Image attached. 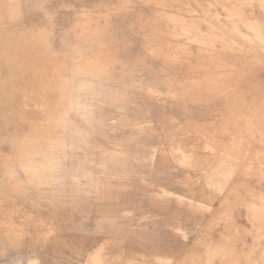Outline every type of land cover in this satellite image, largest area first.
I'll list each match as a JSON object with an SVG mask.
<instances>
[{
	"label": "rangeland",
	"instance_id": "rangeland-1",
	"mask_svg": "<svg viewBox=\"0 0 264 264\" xmlns=\"http://www.w3.org/2000/svg\"><path fill=\"white\" fill-rule=\"evenodd\" d=\"M263 37L264 0H0V264H264Z\"/></svg>",
	"mask_w": 264,
	"mask_h": 264
},
{
	"label": "clouds",
	"instance_id": "clouds-1",
	"mask_svg": "<svg viewBox=\"0 0 264 264\" xmlns=\"http://www.w3.org/2000/svg\"><path fill=\"white\" fill-rule=\"evenodd\" d=\"M96 85L90 82H81L69 102V111L75 112L85 123L94 116V98Z\"/></svg>",
	"mask_w": 264,
	"mask_h": 264
},
{
	"label": "bare ground",
	"instance_id": "bare-ground-1",
	"mask_svg": "<svg viewBox=\"0 0 264 264\" xmlns=\"http://www.w3.org/2000/svg\"><path fill=\"white\" fill-rule=\"evenodd\" d=\"M199 1V0H198ZM200 6V5H199ZM196 12V11H195ZM194 13V12H193ZM197 13V12H196ZM199 13V12H198ZM46 14V13H45ZM177 14H178V12H177ZM178 17V16H177ZM184 18V17H183ZM188 18V17H187ZM208 18V17H207ZM193 19V18H192ZM203 20H205L204 18H202ZM209 19V18H208ZM219 19V18H218ZM188 20V19H187ZM194 20V19H193ZM192 20V21H193ZM210 21V20H209ZM212 21V20H211ZM212 22H214V21H212ZM145 23H146V21H145ZM193 23V22H192ZM190 24V23H189ZM195 24V23H194ZM213 24V26L215 25L214 23H212ZM211 24V25H212ZM149 26V25H148ZM245 27V26H244ZM209 28V27H208ZM223 28V27H222ZM221 28V29H222ZM248 28V27H247ZM219 29H220V27H219ZM220 29V30H221ZM254 29V28H253ZM27 30V29H26ZM223 30H225L224 28H223ZM251 30V29H250ZM227 31V30H226ZM228 31H230V30H228ZM227 31V32H228ZM232 31V30H231ZM144 32V31H143ZM252 32H255V31H252ZM223 33V32H222ZM226 33V32H225ZM229 33V32H228ZM227 33V34H228ZM257 32H255V34H256ZM196 33H194V35H195ZM197 35V34H196ZM223 35V34H222ZM232 35V34H231ZM241 34L239 33V36H240ZM247 35V34H246ZM259 34H257L256 35V37L258 36ZM238 36V35H237ZM238 36V37H239ZM248 36V35H247ZM232 37V36H231ZM234 37V36H233ZM232 37V38H233ZM241 38H243V37H241ZM245 38H246V36H245ZM259 38V37H258ZM258 38H257V40H258ZM264 38V37H263ZM262 38V39H263ZM233 39H235L236 40V38L234 37ZM232 39V40H233ZM247 39H249V38H247ZM260 39V38H259ZM222 40V39H221ZM220 40V41H221ZM261 40V39H260ZM237 41V40H236ZM236 41H235V43H236ZM239 42L241 41V40H238ZM237 41V42H238ZM254 41V40H253ZM233 42V41H232ZM244 42V41H243ZM252 42V41H251ZM259 42V41H258ZM262 42H264V40H262ZM227 44H229V43H227ZM238 45V44H237ZM239 45H240V43H239ZM244 45H245V43H244ZM233 46V45H232ZM227 47V46H226ZM229 47V46H228ZM246 47V46H245ZM249 47V46H248ZM232 48V47H231ZM236 48V47H235ZM249 48H251V47H249ZM234 49V48H233ZM238 49H239V47H238ZM252 49V48H251ZM237 51V50H236ZM248 51V50H247ZM230 52V51H229ZM238 52V51H237ZM240 52V51H239ZM253 53V52H252ZM250 54V53H249ZM250 55H252V54H250ZM256 55H257V53H256ZM232 56V55H231ZM258 56V55H257ZM257 56H255V57H257ZM259 56H261V55H259ZM258 56V57H259ZM234 58V57H233ZM167 59V58H166ZM256 59V58H255ZM257 60H258V58H257ZM261 60V58L258 60V61H260ZM89 61V60H88ZM228 61V60H227ZM83 63V62H82ZM82 64L80 63V65H78V66H76V68H75V70H74V77H77V78H79V80H78V85L81 83V82H90V83H92V84H96V81H94V80H98V79H101L102 77H104V72H102V71H98L97 70V68H96V66H97V64L95 63V62H91V65H90V67L89 68H84V67H82L81 66ZM94 66V67H93ZM240 68V67H239ZM88 124V123H87ZM89 126V125H88ZM90 127V126H89ZM89 129V128H88ZM93 129V128H92ZM75 133V132H74ZM82 135V134H81ZM87 141V140H86ZM96 141V140H95ZM76 143V142H75ZM85 144V143H84ZM155 150H157V147H155L154 148V151ZM248 153V152H247ZM227 155V154H226ZM229 156V155H228ZM239 160V159H238ZM228 164V163H227ZM236 168V167H235ZM234 172V171H233ZM234 174V173H233ZM227 182V181H226ZM211 185V184H210ZM213 185V184H212ZM225 188V187H224ZM36 240V239H35ZM28 264H35L34 262H29Z\"/></svg>",
	"mask_w": 264,
	"mask_h": 264
}]
</instances>
